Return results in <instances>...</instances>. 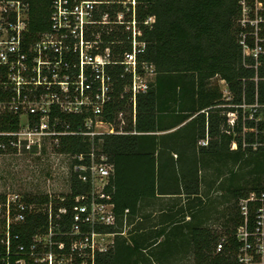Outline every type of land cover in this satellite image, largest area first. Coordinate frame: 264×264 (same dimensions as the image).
<instances>
[{"label":"trees","instance_id":"trees-1","mask_svg":"<svg viewBox=\"0 0 264 264\" xmlns=\"http://www.w3.org/2000/svg\"><path fill=\"white\" fill-rule=\"evenodd\" d=\"M28 1L27 29L22 39L26 52L43 33L52 31L53 10L51 0ZM80 1L68 0L66 6L72 10ZM116 1L101 0L92 4L82 38L86 52L95 60H103L108 52L109 62L103 69L110 82V98L103 106L104 119L119 128L118 113L127 110L130 114L123 127L129 133L105 135L102 147L114 164L110 200L114 203L115 214L120 220L124 210L129 209V223H133L132 218L138 217V220L130 236L131 242L117 236L113 248L96 256V264H152L153 258L158 264H171L181 258V253L185 256L187 252L193 256L192 264H241L236 257L240 242L235 231L243 223L244 215L238 203L251 192L257 195L264 192V121L246 118L242 122L243 109L235 105L253 103L256 88L258 101L264 103V79L254 80L256 73L264 76V59L256 71L252 66L254 59L244 56L238 42L240 32L250 28V25L245 28L240 24V0H135L137 72L143 73L141 63L146 62L153 64L156 73L154 83L146 91L135 94V121L132 120V92L125 90L131 84L132 72L126 70L127 64L123 62L125 54L133 49L132 28H126L133 11L125 13V22H117V13L124 10L122 3ZM246 1L251 7V0ZM104 15L108 22H103ZM68 31L60 29L67 34L59 38L61 52H69L64 54L65 60L76 61L78 54L73 52H80L79 39ZM246 41L251 47L249 35ZM95 74L90 67L86 68V80L94 88L100 84ZM216 75L226 82L232 95L230 100L225 101L218 84L210 81ZM223 110L237 113L233 132L225 130L226 116L220 114ZM52 114L75 129L89 113H63L53 109ZM16 123L17 116H4L0 119V128H14ZM175 127L164 134H149ZM203 138L207 139V144L198 145L197 141ZM233 140L236 149L229 148ZM59 149L85 152L88 142L76 135L62 136ZM172 151L177 153L180 172L177 171L173 178L169 159ZM216 163L222 164L217 169L218 177L224 174L229 179L220 181L217 191L223 190L234 200V211L229 213L221 234L207 225L208 218L196 213L201 210L199 204H203L200 167L210 168ZM241 167L248 168L240 174ZM249 174H252L251 180L246 178ZM71 188L66 205L71 204L74 195L87 193L89 183L72 173ZM166 195L184 197L187 204L168 205L160 211L158 220L146 226L144 220L151 214L143 212V207ZM28 200L44 202L47 196H33ZM257 204L251 200L247 202L249 225ZM187 216L188 221L185 220ZM228 221L231 226L227 225ZM45 228L43 214H29L25 222L15 226L13 232H17L19 238L13 241V246L17 242L28 245L31 237ZM170 235L173 238L169 240L170 245L158 249ZM223 236L226 242L216 251V244ZM152 237L155 241L148 244ZM68 241V236H55L53 249L65 251ZM148 249L151 250L147 252Z\"/></svg>","mask_w":264,"mask_h":264},{"label":"built area","instance_id":"built-area-1","mask_svg":"<svg viewBox=\"0 0 264 264\" xmlns=\"http://www.w3.org/2000/svg\"><path fill=\"white\" fill-rule=\"evenodd\" d=\"M51 1L52 31L43 33L26 52L22 48V39L27 29L29 1L0 0V119L17 116L14 128H0V161L22 156L39 160L48 156L55 167L66 170L69 185L65 192L50 188L33 194L16 189L0 192V264H96V256L108 252L117 236L127 238L132 227L128 220L129 209L124 210L120 220L115 214L114 203L110 200L114 164L102 147L105 135L129 133L121 126L116 128L102 115L104 103L110 98V82L103 69L104 64L109 62L108 52L101 61L95 60L89 52H73L78 54V59L65 60L64 54L69 52H61L59 39L67 35L60 29H69L68 32L78 37L80 51L84 49V23L90 19L92 4L101 0H81L72 10L66 6L68 0ZM133 1L134 15L136 1ZM80 4L87 6L86 11L89 12V18L81 23V27L78 19H72L75 15L78 17ZM240 5V24L245 28L251 24V34L242 30L238 42L244 56L254 59L252 66L257 71L264 59V0H251V18L247 1L240 0ZM132 20L135 25V18ZM123 22L124 19L120 21ZM132 32L133 49L125 54L123 62L133 78L134 74L141 73L137 72L136 28ZM247 35H251V47L247 44ZM87 67L100 80L96 88L86 80ZM141 67L142 70L148 67L155 71L153 64L142 62ZM259 79H264V76L259 77L256 73L254 80L257 82ZM147 88L148 85L138 91L144 92ZM130 90L132 92V88ZM138 91L132 92L131 97L133 121L136 114L135 94ZM235 106L242 109L250 107V119L264 121V103L258 101L257 88L253 103L243 102ZM53 109L63 113L89 114L77 128L71 129L66 120L52 114ZM259 110L262 111L260 114ZM257 115L261 118L258 119ZM118 120L123 121L122 111L118 113ZM235 123L232 117L226 119V132H233ZM67 135L82 137L88 142V149L77 153L61 151V137ZM231 143L236 149V142L233 140ZM199 144L206 145L207 139H200ZM72 173H76L79 180L89 183V191L74 195L71 204L66 205L72 193ZM38 195H46L47 201L28 200ZM248 200L258 203L253 210L251 225L247 221ZM239 204L244 220L235 231V237L240 242L237 260L241 264H264V192L259 195L251 192ZM38 213L46 218L45 231L34 234L28 245L17 242L13 246V241L19 238V234L13 232L15 226L25 222L29 214ZM58 235L69 237L63 252L53 249V239ZM225 242V236L221 237L215 250H221Z\"/></svg>","mask_w":264,"mask_h":264},{"label":"rangeland","instance_id":"rangeland-1","mask_svg":"<svg viewBox=\"0 0 264 264\" xmlns=\"http://www.w3.org/2000/svg\"><path fill=\"white\" fill-rule=\"evenodd\" d=\"M104 1L111 2L114 0H104ZM120 2H122V7L124 11H121L117 14V22L120 21L122 22L123 19L126 18L125 13L130 10L131 6L133 10V5H134L133 0H120ZM129 2L131 4H128ZM86 8L87 6L80 4L78 8L79 9L78 17L77 15L72 17L74 21L78 19V24L80 25V27H81V23L89 18V14H88L89 12L86 11ZM248 12L251 18V7L249 8ZM133 16L134 15H132V19L134 18ZM104 21L108 22L107 15L103 16V22ZM131 22H132L131 24H126V28L127 25H130V27L134 31L135 29L134 20H132ZM126 23H128V21H126ZM248 34H251V27L248 28ZM80 52H86L85 47L84 49L81 48ZM155 77H156L155 71H151L148 67H146L144 68L143 73L133 75L132 85L131 86L127 85L125 87V90L129 91L132 88V92H136L138 90L145 89L147 85L150 86L151 84L154 83ZM210 81L213 84H218L220 90L222 91L223 98L225 101L231 99L232 95L228 90L226 82L223 79H220V77L216 75L213 78H211ZM222 106H234V105L222 104ZM231 112H234L235 114ZM261 112L262 111L259 110L258 114H260ZM224 113L226 119L232 117L235 121L237 120L236 112L234 110L233 111L223 110L222 112H220L221 115ZM129 115L130 114L127 110L123 112V121H119V125L122 128L124 127L125 125L124 122L126 121V118L129 117ZM250 116H251L250 107H243L242 117H241L242 122H244L246 118H250ZM257 117L258 119H260L261 115H257ZM197 144L201 146V144H199V140L197 141ZM244 147L245 146H242L243 149ZM229 148L232 149V143L230 144ZM13 161H15L14 164ZM170 162H172V160H170ZM177 164L178 162L176 161V165ZM219 165L221 166L222 164L216 163L214 164V166L212 167L210 166V168L208 166L200 167V173L198 174L202 176V180H201L202 183L200 186V191L202 195L200 198L203 204L201 203L199 204L200 206L198 207V209L201 208V210L199 209L200 211H197L196 213H200L202 217L204 216L205 218H208L207 225H209V227L215 228L221 234L224 233L225 231L224 224H226L225 222L228 220L229 213L231 211H234L233 209L234 200H232V198H230L229 195L223 190L217 191L218 184L220 181L227 182L229 180L228 177L227 176L225 177L224 174L220 178L218 177L217 169ZM174 168L175 167H173V169H171L170 171L171 177L173 176V173H175ZM247 168L241 167L242 171H240V174L241 172H245ZM65 172L66 170L55 167L54 164L51 162L50 157L48 156H45L43 159H39V160H34L33 158L28 156L8 158V159L4 158L2 161H0V192H6L8 189H16V190H20V192H27L33 194V193L42 192L44 190H47L48 188L61 190L65 192L68 188L67 185H69L66 181ZM246 178L251 180L252 174L246 175ZM157 179H159V177H157ZM262 180L264 182V176ZM243 182L245 181L243 180ZM172 204H176V206H179V204L185 205L187 204V201H185L184 197L163 196V197H157V199L151 205L144 206L143 212L151 214L148 217V219L144 220L146 226L150 227L152 223H154V221L158 220L157 218H159L160 211L162 209L168 208L167 206ZM137 220L138 217L132 218L131 220V222H133L132 227L128 232L129 233L128 237L126 238L128 242H131L130 236L132 233H134V228H135L134 226ZM185 220L188 221L187 218ZM227 225L231 226V221H228ZM184 237L186 242L187 237L186 236ZM169 240H173L171 235L168 240L165 241L163 240V243L159 244L157 248L159 249L164 246H169L170 245ZM153 241H155V238L152 237L150 241L147 243L150 244ZM150 250L148 249L147 252H149ZM183 254L184 253H181V258L176 262H174V264L193 263V256L190 252H187L185 256H183ZM173 255L174 257H176L175 254ZM152 258L153 257H150L151 260ZM170 258H171V254H170ZM154 260L155 259L153 258L152 264H158V262L157 261L154 262Z\"/></svg>","mask_w":264,"mask_h":264},{"label":"crops","instance_id":"crops-1","mask_svg":"<svg viewBox=\"0 0 264 264\" xmlns=\"http://www.w3.org/2000/svg\"><path fill=\"white\" fill-rule=\"evenodd\" d=\"M190 119V118H189ZM188 119V120H189ZM177 127H175V128H172V129H169V130H166V131H157V132H149V134L151 133H155V134H164V133H167V132H170V131H173V130H175ZM203 139H205V138H203ZM203 146H205V145H203ZM233 149V148H232ZM172 153V157L171 158H169L170 160H172V162H170V164H171V169H173V167H175L174 169H175V173H177V171L179 170V165L177 164L176 165V161H177V159H178V156L176 155L177 153L175 152V151H172L171 152ZM175 173H173V176H174V174ZM199 173H200V171H199ZM172 176V177H173ZM166 196H168V197H176L175 195H166ZM187 217H189V216H187ZM186 217V218H187ZM142 219V218H141ZM189 218H187V220H188ZM158 226V225H157ZM157 226H155V228L157 227ZM169 228V227H168ZM167 228V229H168ZM162 239V237H160L159 239H158V241H160ZM155 262V261H154ZM171 264H174V261H172L171 262Z\"/></svg>","mask_w":264,"mask_h":264}]
</instances>
